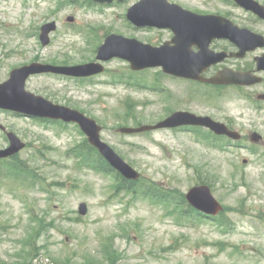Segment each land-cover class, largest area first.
I'll return each mask as SVG.
<instances>
[{
    "label": "rangeland",
    "instance_id": "1",
    "mask_svg": "<svg viewBox=\"0 0 264 264\" xmlns=\"http://www.w3.org/2000/svg\"><path fill=\"white\" fill-rule=\"evenodd\" d=\"M88 1L0 0V83L34 61L94 62L108 33L150 38L126 20L136 0L113 7ZM174 1L201 12L223 4ZM52 21L57 31L43 47L37 33ZM105 66V74L85 81L32 77L27 89L95 119L102 139L141 174L137 193L116 192L115 178L83 162L76 148L86 137L78 126L0 111V123L29 144L0 161V264H264V109L228 91L211 101L225 116L232 109L245 129V143L224 151L192 131L124 135L119 129L154 125L185 109V89L158 69L135 73L121 60ZM153 83L165 89L154 91ZM255 132L263 139L259 145L250 142ZM8 146L0 131V149ZM202 183L225 208L217 221L182 214L186 194ZM150 187L155 200L170 206L144 197Z\"/></svg>",
    "mask_w": 264,
    "mask_h": 264
},
{
    "label": "water",
    "instance_id": "2",
    "mask_svg": "<svg viewBox=\"0 0 264 264\" xmlns=\"http://www.w3.org/2000/svg\"><path fill=\"white\" fill-rule=\"evenodd\" d=\"M98 3H112L114 0H94ZM125 1V0H118ZM238 5L248 11H253L264 18V7L254 0H234ZM128 20L136 27H155L159 29H172L175 32L174 46L169 43L155 48L146 45L136 39H127L122 36L111 35L99 48L97 60L107 62L114 58H120L131 63L134 71L147 68H162L164 73L177 77L199 79V67L217 59L209 55L199 53L194 56L187 52L186 45L200 43L208 30H213L214 38H230L240 35L242 32L231 23H221L218 17L200 16L184 10L179 5L170 4L168 0H144L128 11ZM68 22H74L69 17ZM55 22L42 27L40 40L44 46L50 44V34L55 32ZM250 34V33H249ZM261 63V60H260ZM105 68L98 62L77 66L58 67L48 64L33 63L12 71L10 79L0 84V109L16 112L29 117H39L66 123H75L80 126L87 136L89 143L95 147L109 164L127 180L138 181V173L114 149L101 138L102 127L93 119L88 118L80 111L55 105L54 103L26 91V82L32 75L59 74L76 78H87L99 75ZM217 85H251L254 82L248 80L239 73L225 71L217 77L208 80ZM203 126L211 129L218 135H227L234 140H240L241 136L231 132L221 123L214 122L208 117H198L188 112H177L155 126H142L140 128H122L121 133L131 135L145 133L160 129H174L182 126ZM0 129L6 130L1 124ZM10 147L0 150V159L18 154L25 148V144L14 134L8 133ZM262 137L254 133L251 135L253 143H260ZM189 204L206 216L215 217L223 210L221 203L214 197L212 190L207 185L196 186L186 195ZM88 212L86 204L80 205V214L85 216Z\"/></svg>",
    "mask_w": 264,
    "mask_h": 264
},
{
    "label": "flooded vegetation",
    "instance_id": "3",
    "mask_svg": "<svg viewBox=\"0 0 264 264\" xmlns=\"http://www.w3.org/2000/svg\"><path fill=\"white\" fill-rule=\"evenodd\" d=\"M140 1L142 0H136L134 3ZM256 1L264 7V2ZM169 2L180 5L184 9L196 14L219 16L223 19L220 20L221 23H233L241 30L242 33L239 36L234 35L232 39L214 38V31L208 30L207 36L200 43L195 44L192 42L186 45L187 52L191 55L196 56L202 52L215 56V59L223 58L218 63H214L208 67L201 65L199 67V79L179 78L171 75H165V77L170 82L182 84V87L185 89L184 99L187 101V107L178 111L210 117L214 121L226 124L230 130L244 134V127L238 125L236 118L232 117V109L230 110V114L225 116L223 115V110L216 109V106L211 101L226 95L228 91L232 95L242 97L245 102L252 105L256 104L258 108L264 109V18L241 8L232 0H223L222 6H218V10H214L213 12H201L174 0H169ZM116 5L119 4L114 3L112 6ZM249 32L255 36L249 34ZM137 34L150 36L145 43L153 46H161L165 43H171V46L174 45L175 32L172 29L144 28L137 30ZM224 71L247 74L250 79L256 80V83L250 86H227L216 85L207 81ZM192 129L196 133L201 132V130H207L196 127Z\"/></svg>",
    "mask_w": 264,
    "mask_h": 264
},
{
    "label": "trees",
    "instance_id": "4",
    "mask_svg": "<svg viewBox=\"0 0 264 264\" xmlns=\"http://www.w3.org/2000/svg\"><path fill=\"white\" fill-rule=\"evenodd\" d=\"M81 150H85L83 152H79ZM77 154L82 156L84 158L83 162L87 165L92 167L94 170H98L100 172H104L106 174L112 175L115 178V189L117 192L126 191V192H132L133 194H136L135 187L140 184L139 183H133L125 180L120 175H118L108 164L107 162L99 155L98 151L94 149L88 141L85 139L82 146H78L76 148ZM153 188H148L147 194H143L148 198H152L153 200L157 196V194L153 191ZM146 192V191H145ZM154 197V198H153ZM184 201V200H183ZM162 202V200L160 201ZM166 203V202H165ZM194 213V211L187 207L183 210V214L185 216L191 217V214ZM221 225L224 226L225 224L221 222Z\"/></svg>",
    "mask_w": 264,
    "mask_h": 264
}]
</instances>
